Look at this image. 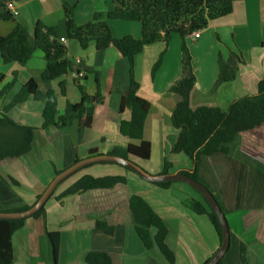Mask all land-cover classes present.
Instances as JSON below:
<instances>
[{"label":"crops","instance_id":"obj_1","mask_svg":"<svg viewBox=\"0 0 264 264\" xmlns=\"http://www.w3.org/2000/svg\"><path fill=\"white\" fill-rule=\"evenodd\" d=\"M13 2L18 12L17 22L30 34L37 20L56 28L77 71L51 82H43L41 74L45 61L38 51L22 67L17 64L0 66V74L4 75L0 83V111L29 80H33L42 93L50 89L54 91L58 116L63 114L67 104L80 101L78 84L87 95H94L98 86L103 96V102L94 107L89 129L76 122L63 130L54 127L41 130L43 104H30L31 99L7 112L16 124L37 129L27 155L0 163V176L4 179L10 176L19 183V187L13 190L23 203L32 205L36 196L42 194L52 181L54 171L66 169L76 159L87 158L90 150L96 151V155L116 151L119 156L131 160L152 175L161 173L165 160L171 165L168 173L192 169L191 162L183 153L171 152L179 134L171 125L170 116L180 97L169 91L180 75L179 36L172 34L167 46L163 42L144 46L133 60V78L139 85L137 95L150 104L143 128V139L150 144V157L140 160L126 154L127 144L138 142L129 141L119 133L120 121L129 117L127 111L122 115L118 112L120 98L125 95L129 84L126 59L113 46L98 51L90 44L81 49L76 41L66 39L62 9L65 3L76 4L74 19L83 23L94 12L111 9V0L107 7L86 3L85 0ZM14 25L0 20V35L8 34ZM108 26L114 39L140 37L141 29L137 23L108 21ZM263 38L264 0H232L230 14L211 21L199 32L196 40L187 37L185 43L192 56L196 78L189 97L190 107L193 110L200 106L217 107L226 111L232 101L254 94L258 82H264ZM230 53H236L241 58L236 78L214 89L218 73L217 54L225 60ZM160 56L159 67L151 77L152 66ZM13 73L16 74L15 81L18 78L21 85L17 92L14 89L11 94L9 90L14 84L5 90L4 87L12 81ZM61 81L65 83L63 96L59 92ZM9 97L11 99L5 103ZM235 158L232 152L200 158L197 176L226 211L230 242L222 257L224 264H264V212L260 208L235 205L240 199L235 190L239 181ZM111 165L88 166L89 170L82 175L67 184L63 182L54 190V196L44 205V216L26 219L24 226L13 234V264H49L45 230L60 234L58 264H85V255L94 251L109 253L113 264H169L155 247L146 250L136 236L128 208L131 195L144 199L165 223L168 229L166 244L174 254L173 264H204L216 252L220 244L214 227L206 216L195 214L189 206L191 200L203 204L197 192L177 182L161 189L125 168ZM84 175L120 176L126 179V183L110 190H91L56 200V196ZM96 218L105 219L109 225L116 227L113 238L95 231ZM154 232L151 230V233Z\"/></svg>","mask_w":264,"mask_h":264},{"label":"trees","instance_id":"obj_2","mask_svg":"<svg viewBox=\"0 0 264 264\" xmlns=\"http://www.w3.org/2000/svg\"><path fill=\"white\" fill-rule=\"evenodd\" d=\"M8 1L13 0H0V20L13 19V15L6 10ZM62 7L66 39L76 41L81 49H86L90 44H93L98 51L113 46L129 65L128 89L120 98L118 106V112L121 115L126 111L129 113L128 119L121 120L119 123L120 135L129 141L138 142V144H127L126 154L129 156L140 160L150 157V144L143 139L144 122L150 104L137 95L139 85L133 78L134 57L140 54L146 45L163 42L167 46L172 34L179 36L181 44L179 79L169 89L171 93L180 97V101L170 116L171 125L179 132L171 152L183 153L192 164L191 170H182L179 173L200 182L197 176V164L200 158L211 157L215 154L229 155L232 144L241 135L264 127L263 81L258 82L254 94L232 101L226 111L217 107L200 106L194 110L190 107L189 97L195 87L196 78L192 56L185 39L194 31L205 29L211 21L230 14L232 0H111V9L105 12H94L83 23H77L74 19L76 4L65 3ZM108 21L138 23L141 29L140 37L136 39L124 36L114 39ZM261 45L264 47V38ZM35 50L41 51L45 61V68L41 74L43 82H51L77 71L71 59L68 58L67 47L62 44L55 27L46 26L42 21L37 20L30 34L22 24L17 22L8 34L0 35V60L4 64H17L22 67ZM160 61L161 56L152 66L151 77L158 69ZM216 62L218 73L214 89L236 78L241 58L236 53H230L229 57L224 60L220 54H217ZM15 76L16 74L13 73L12 81L4 87V90L14 84ZM3 79L4 75L0 74V83ZM74 79L77 80V78ZM77 87L80 92V101L77 104H67L63 114L58 116L57 100L53 90L42 93L37 89L33 80L23 84L10 103L0 111V163L6 159L24 157L31 150L37 129L16 124L7 116L10 109L28 99L43 104L41 130L48 127L63 130L76 122H81L85 129H89L92 125L94 107L103 102V96L98 86L94 95H87L79 84ZM59 92L61 96L65 93L63 81L59 83ZM108 154L119 156L116 151ZM91 155H96V151L90 150L89 156ZM77 161L79 160L76 159L75 162ZM170 168L171 165L165 160L160 174H167ZM61 171L63 170L54 171V175ZM125 183L126 179L120 176L84 175L56 196V200L91 190H110L118 184ZM172 183L174 182L150 184L167 189ZM17 187L19 183L12 177L8 176L4 179L0 176V212L26 211L41 195L36 196L34 203L29 206L23 203V200L13 190ZM55 191L50 197L54 196ZM198 195L201 197L199 193ZM214 198L216 199L215 196ZM201 199L203 204L191 200L190 209L197 215H206L216 231L220 244L221 230L217 219L202 197ZM219 206L225 215L226 211L223 206L220 204ZM128 208L134 232L143 247L146 250L155 247L169 264H173L174 254L166 244L168 229L163 220L144 199L137 195H131L128 198ZM44 213L43 206L30 218L43 217ZM25 221L26 219L0 220V264H13L12 236L24 226ZM94 229L108 238H113L116 233V227L109 225L102 218L95 219ZM151 230L155 232L151 233ZM44 236L48 247L49 264H58L60 234L45 230ZM210 258L204 264H207ZM84 263L113 264V261L109 253L94 251L85 255ZM217 264H224L223 259Z\"/></svg>","mask_w":264,"mask_h":264},{"label":"water","instance_id":"obj_3","mask_svg":"<svg viewBox=\"0 0 264 264\" xmlns=\"http://www.w3.org/2000/svg\"><path fill=\"white\" fill-rule=\"evenodd\" d=\"M98 163H112L123 166L127 170L134 172L137 176L148 183H161V182H181L189 185L193 190L198 192L203 200L207 203L210 210L215 215L217 222L219 224V228L221 230V242L219 248L207 262V264H217L226 251L229 248L230 242V233L227 224V220L225 215L221 211V208L214 198L213 194L208 190L206 186L202 183L185 176L179 172L161 174V175H150L142 170L138 165L134 164L130 160L112 155H96L92 157L85 158L71 165L58 175H56L52 181L47 185L45 190L42 192L40 197L36 200V202L26 211L23 212H0V220H23L28 219L37 213L47 202V200L52 195L55 188L67 177L75 173L81 168H84L88 165L98 164Z\"/></svg>","mask_w":264,"mask_h":264},{"label":"rangeland","instance_id":"obj_4","mask_svg":"<svg viewBox=\"0 0 264 264\" xmlns=\"http://www.w3.org/2000/svg\"><path fill=\"white\" fill-rule=\"evenodd\" d=\"M85 2L86 3L92 2L93 5H97L99 7H104V6L107 7L109 0H85ZM13 19L7 21L16 24L18 17H13ZM175 36L178 35L175 34ZM36 51H38L39 54L41 55L40 50H35L34 53ZM3 65H7V64H4L0 60V66ZM20 85L21 84L19 82V79L17 78L16 81L14 82V85L9 90L11 91L10 93L12 94V92H14V89H16L17 92L20 88ZM11 97L7 98L5 100V103H7L11 99ZM29 102L31 104L37 101L31 99ZM31 108L33 109V107ZM231 152L236 157L235 159L237 160L238 166L235 169L237 170L236 173L239 176V181L235 190L237 191L236 194L240 197V199L239 200L237 199L235 205L260 208L264 212V127L241 135V137L237 139L235 143L232 144ZM98 164H102V163H98ZM98 164H92L88 166H96ZM104 164H112V163H104ZM113 165L120 166L117 164H112L111 166ZM88 166L79 169L78 171L67 177L65 180L62 181L64 182L63 184H67L68 182L72 181L74 178L82 175V173L88 169L87 168ZM200 182L206 185L202 180H200ZM177 183L184 184L189 188H191L189 185L185 183H181V182H177ZM191 189L193 190V188ZM227 218L229 219L228 215Z\"/></svg>","mask_w":264,"mask_h":264},{"label":"built area","instance_id":"obj_5","mask_svg":"<svg viewBox=\"0 0 264 264\" xmlns=\"http://www.w3.org/2000/svg\"><path fill=\"white\" fill-rule=\"evenodd\" d=\"M6 10H8V12H10L14 17H16L18 14L17 9H16L13 1H8L6 3ZM193 37H198V34L194 33Z\"/></svg>","mask_w":264,"mask_h":264},{"label":"bare ground","instance_id":"obj_6","mask_svg":"<svg viewBox=\"0 0 264 264\" xmlns=\"http://www.w3.org/2000/svg\"><path fill=\"white\" fill-rule=\"evenodd\" d=\"M199 32H200V31H194V32L191 33L188 37H189L190 39H192V40H196L197 37H193V34H194V33L199 34ZM62 44L65 45V42H62ZM106 155H109V154H106ZM92 156H96V155H91V156H88V157H92ZM112 156H113V155H112ZM88 157H87V158H88ZM119 157H122V156H119ZM123 158H125V157H123ZM84 159H85V158H84ZM126 159H127V158H126ZM82 160H83V159H82ZM128 160H129V159H128ZM79 161H80V160H79ZM130 161H131V160H130ZM77 162H78V161H77ZM131 162H132V161H131ZM75 163H76V162H75ZM75 163H73V164H75ZM133 163H134V162H133ZM73 164H72V165H73ZM134 164H135V163H134ZM69 167H70V166H69ZM122 167H123V166H122ZM67 168H68V167H67ZM67 168H66V169H67ZM123 168H124V167H123ZM141 169H142V168H141ZM64 170H65V169H64ZM64 170H63V171H64ZM142 170H143V169H142ZM61 172H62V171H61ZM61 172H60V173H61ZM145 172H146V171H145ZM133 173H134V172H133ZM146 173H147V172H146ZM134 174H135V173H134ZM148 174H149V173H148ZM167 174H168V173H167ZM57 175H58V174H57ZM150 175H152V174H150ZM157 175H161V174H157ZM55 176H56V175H55ZM55 176H54V177H55ZM54 177H53V178H54ZM138 177H139V176H138ZM139 178H140V177H139ZM140 179H141V178H140ZM142 180H143V179H142Z\"/></svg>","mask_w":264,"mask_h":264}]
</instances>
